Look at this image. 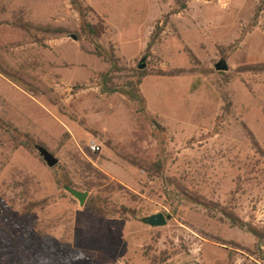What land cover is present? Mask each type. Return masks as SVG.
Returning <instances> with one entry per match:
<instances>
[{"label":"rangeland","instance_id":"obj_1","mask_svg":"<svg viewBox=\"0 0 264 264\" xmlns=\"http://www.w3.org/2000/svg\"><path fill=\"white\" fill-rule=\"evenodd\" d=\"M82 2L0 0L3 70L56 99L0 73V264H264V241L228 218L264 232V0ZM106 75L126 96L104 92ZM37 145L59 163L77 150L131 192L115 194L136 217L81 206ZM158 213L165 225L144 222ZM63 218L86 259H69Z\"/></svg>","mask_w":264,"mask_h":264},{"label":"trees","instance_id":"obj_2","mask_svg":"<svg viewBox=\"0 0 264 264\" xmlns=\"http://www.w3.org/2000/svg\"><path fill=\"white\" fill-rule=\"evenodd\" d=\"M72 4L76 9H78L81 13H84L85 6L82 0H71ZM15 24L19 27L27 28L29 30V24H23L22 22H15ZM264 70V66H262ZM22 71V70H21ZM0 73H2L7 78H13L15 76H11L8 72L3 70L2 65L0 64ZM177 73V72H176ZM108 76H104L105 84L103 85L105 88L111 83V80L107 78ZM16 80V83L21 85L26 92H29L33 96H43L47 95L52 101L56 102V99L52 95L49 90H47L45 85L36 86L32 82L28 81L23 76H17V78H13ZM129 89L134 94L136 99H139L140 102L143 103V99L141 98V94L139 92L138 84H130ZM127 88V89H128ZM51 91V90H50ZM117 91L122 95L126 96V90H120L114 87H108L107 90L104 89V92ZM130 96V95H128ZM133 96H131L132 98ZM134 98V97H133ZM17 132V130L15 129ZM17 140L21 145L30 146L31 142L28 135H23L17 132L16 136ZM254 142V139H252ZM54 170L57 175V182L64 187H73L77 189H81L84 192H89V197L86 201V204L94 209L98 215L100 216H119L120 218L130 220L131 218L136 217V210L132 209L124 202H120L118 194H124L125 196L131 195V192L127 190L125 186L122 184L112 180L110 176L101 171L98 167H96L90 160L80 154L77 150L75 152L71 151L65 158V161L62 163H58L54 166ZM145 170L148 173L153 175H157L162 173L163 171V161L158 160L152 166L146 167ZM183 189V188H182ZM180 191V189L178 188ZM198 201V200H196ZM207 209L213 215L217 213H223L221 210L213 206L212 204H205ZM224 214V213H223ZM231 223L239 227L252 235H254L258 241H264V232L259 230L258 228L252 226L248 222L240 220L236 215L229 214L228 216ZM65 220V229L62 238L60 239L61 244L69 251V259L72 261L83 260L86 259V254L72 247V236H73V220L63 218ZM31 230V229H29ZM41 234H46V231L40 230ZM45 240V239H44ZM258 249L260 247L258 246ZM173 254L168 252H163L159 256H153L151 258L152 264H168V261L172 259ZM56 258L48 257L42 264H52L56 263Z\"/></svg>","mask_w":264,"mask_h":264},{"label":"water","instance_id":"obj_3","mask_svg":"<svg viewBox=\"0 0 264 264\" xmlns=\"http://www.w3.org/2000/svg\"><path fill=\"white\" fill-rule=\"evenodd\" d=\"M74 40H78L76 35H71ZM144 65L141 64L140 68H143ZM217 68L220 70H229V65L227 60L222 58L217 63ZM37 149L40 155L43 157L44 161L47 163L49 167H54L59 163V158L55 156L49 149L45 146L37 145ZM67 190L80 201V205L83 206L87 200L88 192L81 191L77 188L67 187ZM144 222L151 225V226H163L166 224L165 216L162 213L154 214L144 218Z\"/></svg>","mask_w":264,"mask_h":264},{"label":"built area","instance_id":"obj_4","mask_svg":"<svg viewBox=\"0 0 264 264\" xmlns=\"http://www.w3.org/2000/svg\"><path fill=\"white\" fill-rule=\"evenodd\" d=\"M90 148L91 150H93L94 152H98L100 150V146L96 143V142H91L90 144Z\"/></svg>","mask_w":264,"mask_h":264}]
</instances>
